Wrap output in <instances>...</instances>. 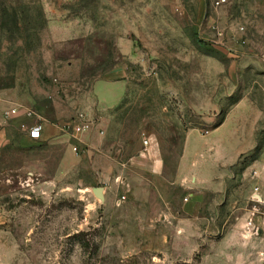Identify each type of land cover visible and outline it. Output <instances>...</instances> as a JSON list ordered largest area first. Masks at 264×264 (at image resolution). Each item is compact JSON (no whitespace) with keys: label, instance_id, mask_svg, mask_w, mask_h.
<instances>
[{"label":"rangeland","instance_id":"1","mask_svg":"<svg viewBox=\"0 0 264 264\" xmlns=\"http://www.w3.org/2000/svg\"><path fill=\"white\" fill-rule=\"evenodd\" d=\"M1 122L0 264H264V0H0Z\"/></svg>","mask_w":264,"mask_h":264},{"label":"crops","instance_id":"2","mask_svg":"<svg viewBox=\"0 0 264 264\" xmlns=\"http://www.w3.org/2000/svg\"><path fill=\"white\" fill-rule=\"evenodd\" d=\"M96 85H98L99 88L96 87ZM100 87H102L103 89H107V93H108V94H103L101 96V98L99 97L100 99L96 95V97L98 98L100 104H103L106 107H114V106H117L120 103V101L122 100V97L124 95V91H125V85H123L122 81H120V80L100 79V80H97L95 82V84H94L95 91L100 92ZM112 88H115L116 90H120V91H117L116 94L112 93L111 90H110ZM19 120H21V118H19ZM50 134H51L50 129H48V127L45 125V128H44V131L42 133V136H44V135L45 136H49ZM24 137H25V135H21L20 136V138H22L21 140H25L26 137L25 138Z\"/></svg>","mask_w":264,"mask_h":264},{"label":"built area","instance_id":"3","mask_svg":"<svg viewBox=\"0 0 264 264\" xmlns=\"http://www.w3.org/2000/svg\"><path fill=\"white\" fill-rule=\"evenodd\" d=\"M225 0H216V4H221L222 2H224ZM18 109L16 108H12L9 109L8 111H4L3 113H1V117L2 120L4 122V120L9 119L10 117L14 116L15 114H17ZM2 126V122L0 123V128ZM45 128V124L41 121H36L35 123L29 125L28 127H22V129L24 130L25 134L32 138V139H38L41 138L42 133L44 131ZM73 132L80 134V133H84L87 132V130H89V123L87 121H82L76 125H73L72 127ZM75 149V147H74Z\"/></svg>","mask_w":264,"mask_h":264},{"label":"water","instance_id":"4","mask_svg":"<svg viewBox=\"0 0 264 264\" xmlns=\"http://www.w3.org/2000/svg\"><path fill=\"white\" fill-rule=\"evenodd\" d=\"M93 191L97 197H99L102 200L104 199L102 187H95V188H93Z\"/></svg>","mask_w":264,"mask_h":264}]
</instances>
